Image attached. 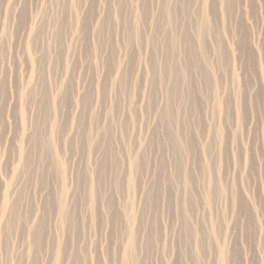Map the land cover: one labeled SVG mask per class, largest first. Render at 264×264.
Returning <instances> with one entry per match:
<instances>
[{
    "label": "rangeland",
    "instance_id": "obj_1",
    "mask_svg": "<svg viewBox=\"0 0 264 264\" xmlns=\"http://www.w3.org/2000/svg\"><path fill=\"white\" fill-rule=\"evenodd\" d=\"M133 237L264 264V0H0V264Z\"/></svg>",
    "mask_w": 264,
    "mask_h": 264
},
{
    "label": "bare ground",
    "instance_id": "obj_2",
    "mask_svg": "<svg viewBox=\"0 0 264 264\" xmlns=\"http://www.w3.org/2000/svg\"><path fill=\"white\" fill-rule=\"evenodd\" d=\"M32 94V93H31ZM28 95V94H27ZM27 95H26V97H27ZM30 96V95H29ZM28 96V97H29ZM28 99V98H27ZM65 196V195H64ZM63 198V197H62ZM63 200H64V198H63ZM66 209V208H65ZM63 212H65V211H63ZM136 241H135V238L133 237L132 239H130V241H129V243H128V252H127V260L128 261H130V263L133 261H135L136 259L134 258V256L135 255H133L134 254V251L136 250ZM225 259V258H224ZM126 263H127V261H126ZM129 264V263H128ZM131 264H133V263H131Z\"/></svg>",
    "mask_w": 264,
    "mask_h": 264
}]
</instances>
